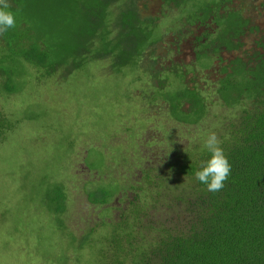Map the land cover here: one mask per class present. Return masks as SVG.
Listing matches in <instances>:
<instances>
[{
  "label": "rangeland",
  "instance_id": "obj_1",
  "mask_svg": "<svg viewBox=\"0 0 264 264\" xmlns=\"http://www.w3.org/2000/svg\"><path fill=\"white\" fill-rule=\"evenodd\" d=\"M208 1L185 0L164 16L163 0H137L143 19L160 17L154 38L174 28L147 51L155 62L141 58L116 69L112 59L96 54L78 69L61 66L46 74L24 61L2 60L8 51L0 46V65L13 68L18 82L10 94L0 87V110L12 123L0 137V264H105L102 244L122 218L142 217L144 226L150 218L166 220V200L159 198L154 207L161 189L149 182L174 175L167 163L175 148L203 147L210 132L221 141L237 113L217 102L200 123L187 124L172 116L165 99L184 84L181 73L190 85L193 78L200 86L215 79L217 61L205 70L202 66L213 60L203 55L197 61L192 42L202 29L192 27L183 42L175 32L180 17L195 19ZM229 1L228 7L246 6L264 31L263 0ZM145 170L153 180L147 182ZM104 186L115 192L111 201L91 203L89 192ZM59 187L67 199L61 217ZM136 207L149 210L150 217L137 215ZM93 230L91 248L81 249L78 239Z\"/></svg>",
  "mask_w": 264,
  "mask_h": 264
},
{
  "label": "trees",
  "instance_id": "obj_2",
  "mask_svg": "<svg viewBox=\"0 0 264 264\" xmlns=\"http://www.w3.org/2000/svg\"><path fill=\"white\" fill-rule=\"evenodd\" d=\"M121 2L11 0L16 26L0 34V46L8 51L2 60L24 61L46 74L61 66L70 72L97 56L112 59L116 69L137 64L164 36L154 38L157 20L143 19L137 0L119 6ZM260 7L264 9V0ZM195 14V19L188 17L192 24L199 14L205 23L214 16L217 24L203 54L212 64L217 58L216 68L213 70L214 64L202 66L212 69L215 79L200 86L193 78L190 85L181 73L184 84L176 96L165 99L172 116L187 124L200 123L213 103L237 110L220 141L231 164L230 176L220 191H207L195 179L196 170L208 158L207 151L203 147L188 152L175 148L167 163L174 175L149 182L161 189L154 207L160 204L159 198L166 200L168 215L162 213L166 220L150 218L144 226L142 217L122 218L102 244H106L102 248L105 264H264V31L247 14L246 6L228 7L224 0H209ZM11 69L0 65L4 80L0 87L6 94L18 90ZM174 69L179 71L177 66ZM11 127L0 110V137ZM144 173L147 182L153 180L148 171ZM59 188L56 211L60 216L67 199L63 187ZM114 195L104 186L89 192L88 197L93 204L106 205ZM133 211L150 217L144 208ZM95 238L93 230L78 239L80 248L92 246Z\"/></svg>",
  "mask_w": 264,
  "mask_h": 264
},
{
  "label": "clouds",
  "instance_id": "obj_3",
  "mask_svg": "<svg viewBox=\"0 0 264 264\" xmlns=\"http://www.w3.org/2000/svg\"><path fill=\"white\" fill-rule=\"evenodd\" d=\"M11 9V0H0V34L16 26V13ZM203 148L209 155L196 170L195 179L205 185L207 191L218 192L225 186V181L230 176L231 164L215 132L207 134Z\"/></svg>",
  "mask_w": 264,
  "mask_h": 264
},
{
  "label": "flooded vegetation",
  "instance_id": "obj_4",
  "mask_svg": "<svg viewBox=\"0 0 264 264\" xmlns=\"http://www.w3.org/2000/svg\"><path fill=\"white\" fill-rule=\"evenodd\" d=\"M122 3L123 2H129V0H121ZM185 0H163V8L165 9L163 11V15L165 16L166 14H170V8L172 9L173 6H180L184 3ZM226 1V5L228 2H230L229 0H224ZM172 6V7H171ZM137 11L141 14L142 11H141V8L138 7L137 8ZM202 15L199 14V17L198 19L195 20V22L190 23V21H188V15L184 14L181 18V22H180V25H179V28L177 31V39L179 40V42H183L184 40H186V38L188 39L189 37H187L189 34H191V32L193 31L192 27L194 26H198L199 28L202 29V33L201 35H195L193 38V44H194V47L196 48V52H197V61L199 59V56H203L204 54V51L207 49L204 45L206 44L207 42V38L208 36L211 34V33H215V30L217 28V24L215 23V21L213 20L214 16H211L210 20H208L206 23L205 21H203L202 19ZM160 18V17H159ZM159 18H156V20H160ZM192 18V17H190ZM211 21H214V23L216 24L215 26H210V22ZM167 30H162V34L161 35H165V32L166 31H174V28L172 27H168L166 28ZM184 37H186L185 39H183ZM178 47V46H177ZM199 49V50H198ZM203 50V51H202ZM151 56H148L147 55V52H145L143 55H142V58H147V59H150L152 61L155 62V59L153 58H150ZM216 60V59H215Z\"/></svg>",
  "mask_w": 264,
  "mask_h": 264
}]
</instances>
